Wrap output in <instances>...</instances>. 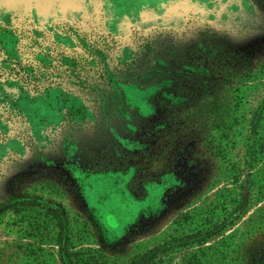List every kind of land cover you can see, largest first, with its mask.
<instances>
[{"label":"rangeland","instance_id":"rangeland-1","mask_svg":"<svg viewBox=\"0 0 264 264\" xmlns=\"http://www.w3.org/2000/svg\"><path fill=\"white\" fill-rule=\"evenodd\" d=\"M0 264H264V0H0Z\"/></svg>","mask_w":264,"mask_h":264},{"label":"trees","instance_id":"trees-1","mask_svg":"<svg viewBox=\"0 0 264 264\" xmlns=\"http://www.w3.org/2000/svg\"><path fill=\"white\" fill-rule=\"evenodd\" d=\"M158 59H159V58H158ZM158 59H157V60H158ZM158 67L161 68L162 66L158 64ZM164 68H165V67H164ZM213 104H214V103H213ZM209 108H214V107L211 106V105H209V106L207 107V109H209ZM222 108H223V105L220 104V112H222V111H221ZM222 110H223V109H222ZM222 115H223V112H222ZM254 122H255V121H254ZM256 122H257V119H256ZM256 122H255V123H256ZM64 231H65V229H61V230H60V239L63 238V235H64L63 233H64ZM61 244H62V245H66L67 243H66L65 240H61ZM63 248H64V247H63ZM66 251H67V249L65 250V254H67Z\"/></svg>","mask_w":264,"mask_h":264}]
</instances>
